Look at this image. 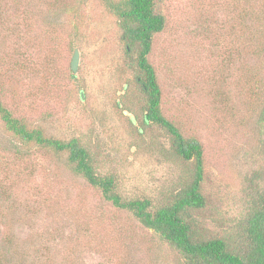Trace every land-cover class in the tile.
I'll use <instances>...</instances> for the list:
<instances>
[{
  "label": "rangeland",
  "instance_id": "374dc122",
  "mask_svg": "<svg viewBox=\"0 0 264 264\" xmlns=\"http://www.w3.org/2000/svg\"><path fill=\"white\" fill-rule=\"evenodd\" d=\"M155 4L166 20L149 54L162 112L203 146L206 205L193 219L207 238L239 236L252 181L264 186V0ZM122 37L105 0H0V100L29 128L80 139L124 199L155 209L192 164L172 153L163 127L144 122ZM184 263L65 153L23 143L0 116V264Z\"/></svg>",
  "mask_w": 264,
  "mask_h": 264
},
{
  "label": "trees",
  "instance_id": "16d2710c",
  "mask_svg": "<svg viewBox=\"0 0 264 264\" xmlns=\"http://www.w3.org/2000/svg\"><path fill=\"white\" fill-rule=\"evenodd\" d=\"M105 1L120 18L128 55L124 63L134 73L140 93L144 95V122L151 121L163 127L171 136L172 153L192 164V174L182 188L173 199L155 209L149 198L124 199L116 191L114 177L96 170L91 152L80 139H58L46 135L40 127L29 128L0 100V116L7 128L25 144L65 153L76 172L100 188L115 205L130 210L146 227L159 233L180 252L184 264H264V186L261 183L252 181L253 187L248 192L249 207L239 236L232 232L207 238L193 219V212L206 205L202 189L203 146L196 138H187L163 114L161 86L149 60L153 37L164 29L165 16L157 11L155 0ZM260 121L264 131V107Z\"/></svg>",
  "mask_w": 264,
  "mask_h": 264
},
{
  "label": "water",
  "instance_id": "95a60500",
  "mask_svg": "<svg viewBox=\"0 0 264 264\" xmlns=\"http://www.w3.org/2000/svg\"><path fill=\"white\" fill-rule=\"evenodd\" d=\"M80 57H81L80 50L76 49L75 53H74V56H73V60H72V70L74 72H77L78 69H79ZM82 96L84 97L83 93H82Z\"/></svg>",
  "mask_w": 264,
  "mask_h": 264
}]
</instances>
